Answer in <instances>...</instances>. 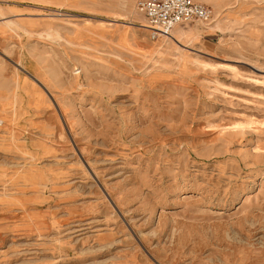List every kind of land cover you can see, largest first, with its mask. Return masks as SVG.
Returning <instances> with one entry per match:
<instances>
[{
    "label": "rangeland",
    "instance_id": "obj_1",
    "mask_svg": "<svg viewBox=\"0 0 264 264\" xmlns=\"http://www.w3.org/2000/svg\"><path fill=\"white\" fill-rule=\"evenodd\" d=\"M140 1L0 0V264H264V0Z\"/></svg>",
    "mask_w": 264,
    "mask_h": 264
},
{
    "label": "built area",
    "instance_id": "obj_2",
    "mask_svg": "<svg viewBox=\"0 0 264 264\" xmlns=\"http://www.w3.org/2000/svg\"><path fill=\"white\" fill-rule=\"evenodd\" d=\"M138 9L145 17L152 39L169 35L179 25H208L212 20L211 11L193 0H142Z\"/></svg>",
    "mask_w": 264,
    "mask_h": 264
},
{
    "label": "crops",
    "instance_id": "obj_3",
    "mask_svg": "<svg viewBox=\"0 0 264 264\" xmlns=\"http://www.w3.org/2000/svg\"><path fill=\"white\" fill-rule=\"evenodd\" d=\"M180 30H181V29H180ZM180 30L178 31V28L175 29V31H176L177 33H178V32L180 33V32H181Z\"/></svg>",
    "mask_w": 264,
    "mask_h": 264
},
{
    "label": "bare ground",
    "instance_id": "obj_4",
    "mask_svg": "<svg viewBox=\"0 0 264 264\" xmlns=\"http://www.w3.org/2000/svg\"><path fill=\"white\" fill-rule=\"evenodd\" d=\"M208 25H209V24H208ZM210 25H211V24H210ZM210 25H209V26H210ZM144 27L146 28V26H144ZM146 29H147V28H146ZM147 30H148V29H147ZM174 30H175V29H174ZM174 30L172 31V34H173ZM164 36H165V35H164Z\"/></svg>",
    "mask_w": 264,
    "mask_h": 264
}]
</instances>
